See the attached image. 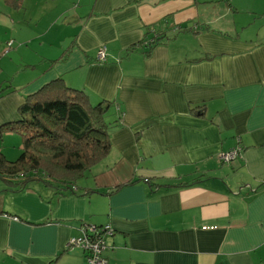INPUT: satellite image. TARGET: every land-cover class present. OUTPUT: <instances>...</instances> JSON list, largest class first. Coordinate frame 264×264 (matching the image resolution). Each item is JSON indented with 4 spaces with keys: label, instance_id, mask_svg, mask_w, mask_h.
Wrapping results in <instances>:
<instances>
[{
    "label": "crops",
    "instance_id": "crops-1",
    "mask_svg": "<svg viewBox=\"0 0 264 264\" xmlns=\"http://www.w3.org/2000/svg\"><path fill=\"white\" fill-rule=\"evenodd\" d=\"M56 78L110 102V149L70 189L0 181V264H88L83 223L105 264H264V0H0L6 158Z\"/></svg>",
    "mask_w": 264,
    "mask_h": 264
},
{
    "label": "trees",
    "instance_id": "trees-1",
    "mask_svg": "<svg viewBox=\"0 0 264 264\" xmlns=\"http://www.w3.org/2000/svg\"><path fill=\"white\" fill-rule=\"evenodd\" d=\"M153 38L156 44L158 34ZM145 41L135 46L147 47ZM109 107L108 101L90 102L83 90L62 78L45 84L19 106L20 118L4 127L19 135L22 145L13 160L0 150V181L14 191L30 183L56 191L70 189L109 152L103 118Z\"/></svg>",
    "mask_w": 264,
    "mask_h": 264
},
{
    "label": "built area",
    "instance_id": "built-area-1",
    "mask_svg": "<svg viewBox=\"0 0 264 264\" xmlns=\"http://www.w3.org/2000/svg\"><path fill=\"white\" fill-rule=\"evenodd\" d=\"M153 42L154 38L147 39L145 44L149 47ZM105 60L106 52L103 46L96 53V61L102 63ZM239 153V148L235 147L221 153L220 159L222 162H229L237 157ZM111 232L112 230L109 225L97 226L91 223H83L80 226L79 235L70 238L67 247L81 248L88 264H105L106 259L103 257V252L106 249L105 238L111 235Z\"/></svg>",
    "mask_w": 264,
    "mask_h": 264
},
{
    "label": "rangeland",
    "instance_id": "rangeland-1",
    "mask_svg": "<svg viewBox=\"0 0 264 264\" xmlns=\"http://www.w3.org/2000/svg\"><path fill=\"white\" fill-rule=\"evenodd\" d=\"M256 4H258V3H256ZM42 24H43V21H41L39 25H42ZM10 46H11V43H7L6 44V48L3 47V49L1 50V52L6 51L7 49H9ZM16 151H17V148H15L13 146V148L9 151L10 153H8L9 156L16 158L19 155L18 151L17 152Z\"/></svg>",
    "mask_w": 264,
    "mask_h": 264
}]
</instances>
